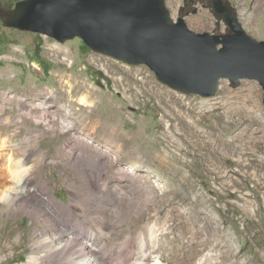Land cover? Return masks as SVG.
Segmentation results:
<instances>
[{"label":"rangeland","instance_id":"rangeland-1","mask_svg":"<svg viewBox=\"0 0 264 264\" xmlns=\"http://www.w3.org/2000/svg\"><path fill=\"white\" fill-rule=\"evenodd\" d=\"M224 1L249 34L264 40V0ZM167 4L175 19L183 16L196 31H230L213 0ZM39 42L48 72L35 58ZM94 70L109 79L98 83ZM151 82L168 89L159 90L163 97L150 90ZM5 151L8 182L14 176L10 162L45 156L27 164L67 204L84 187L75 157L112 156L105 177L128 208L113 240L154 226L158 250L148 264H264V89L258 80L221 79L210 97L186 93L158 80L146 64L94 51L80 37L59 41L0 19V153ZM93 201L106 199L94 195ZM15 206L3 209L0 201V264H27L35 234L44 227L52 234L55 226L41 212L40 220L31 216V203Z\"/></svg>","mask_w":264,"mask_h":264},{"label":"water","instance_id":"water-1","mask_svg":"<svg viewBox=\"0 0 264 264\" xmlns=\"http://www.w3.org/2000/svg\"><path fill=\"white\" fill-rule=\"evenodd\" d=\"M213 3L229 32L192 29L173 17L167 0H19L14 7L2 0L0 19L59 41L80 37L94 51L146 64L186 93L215 96L224 78L258 80L264 89V40L249 34L224 0Z\"/></svg>","mask_w":264,"mask_h":264},{"label":"bare ground","instance_id":"bare-ground-1","mask_svg":"<svg viewBox=\"0 0 264 264\" xmlns=\"http://www.w3.org/2000/svg\"><path fill=\"white\" fill-rule=\"evenodd\" d=\"M149 88L157 90V94L162 93L159 90H168L152 82ZM86 143L89 144L90 141ZM9 147L7 146L8 149ZM9 153L10 151L0 153V184L4 182V187L0 188V201L3 202V209H14L17 202L31 203L32 206L26 209L31 216L40 220L41 212L52 218L55 225L51 227L52 234L46 227L35 234L27 264H148L152 252L158 250L156 242L152 240L154 226H145L137 236L129 232L120 240H113L119 234L113 230L126 221L124 216L128 208L121 202L120 196L113 193L111 182L105 177V165L114 161L112 156L101 152L96 156L75 157L73 164L82 172L81 185L84 187L77 192L79 198L67 204L54 195L48 179H39L27 164L36 158L46 161L45 156L34 159L27 156L13 165L10 162L14 168V176L12 182H8L3 166L6 160L7 163L10 161ZM104 154L106 157H102ZM123 170L125 171L124 168H118L119 172ZM75 184V180H72L70 185L75 189L78 187ZM94 195L106 201L97 205L92 202ZM98 206L104 212L102 215L94 209ZM75 211L84 217L76 215ZM182 223L187 227V220L183 219Z\"/></svg>","mask_w":264,"mask_h":264},{"label":"trees","instance_id":"trees-1","mask_svg":"<svg viewBox=\"0 0 264 264\" xmlns=\"http://www.w3.org/2000/svg\"><path fill=\"white\" fill-rule=\"evenodd\" d=\"M41 46H42V43H40V42L36 45V48H35V58H36V60H37L39 63H41V64L45 67V70L48 72V71L51 69V66H50V64L47 62V60L44 59V58L42 57V55H41V51H42ZM47 63H48V64H47ZM94 74L96 75L97 79L99 80L98 83H101L100 80L103 79V78H104V79H107V80L109 79V78L103 73L102 70H94Z\"/></svg>","mask_w":264,"mask_h":264}]
</instances>
